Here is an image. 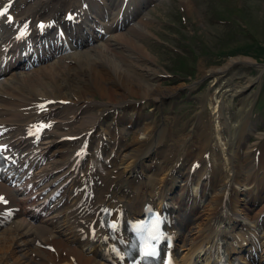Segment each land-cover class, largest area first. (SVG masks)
<instances>
[{"label": "bare ground", "instance_id": "6f19581e", "mask_svg": "<svg viewBox=\"0 0 264 264\" xmlns=\"http://www.w3.org/2000/svg\"><path fill=\"white\" fill-rule=\"evenodd\" d=\"M16 1H18L19 5H15L14 14L20 18H25L29 15L48 17L54 15L58 9L54 5L58 0ZM64 1V8L72 5V0ZM131 1L136 5V0ZM181 1L184 7H188L187 0ZM11 8L12 6H7L3 11ZM147 25L148 23L139 17L135 19L126 31H114V26L112 28L108 27V30L111 31L110 35L102 41L95 42L96 45L83 48L82 50L75 51L72 49L67 54L64 52L56 57H51L50 60L44 61L39 66L25 71L11 72L9 77L0 81V133L5 128L6 132L10 129L9 136L0 135L1 144L8 142L16 144V140L21 139L22 143L28 146L29 141L27 139L36 133L38 136L42 135L44 137L37 145L40 152H44L48 156L51 155L42 164V170L35 173V179L30 184L31 187L37 192L39 187L45 186L47 179L50 182L56 176V170L59 166L63 167L57 170L59 174H64L68 166L71 169L80 167L78 172L81 171V174L79 173L80 175L78 174L75 177H84L88 181L94 182L91 183L94 195L88 204L84 205L82 200L79 203L75 202L80 198L79 184H76L74 194L70 189L67 194L63 195L64 200L61 204L57 203L54 208H50L46 214L39 218L38 223L32 224L26 221L25 215L28 209L24 206L25 196H16L13 192V187L8 185V182L13 177L8 178V176H5V182H0V199H7V205L18 204L20 208L9 225L0 227V264L100 263V250L98 247L102 245L100 242L101 236L92 223L95 217L94 211L100 203L104 201L107 204L122 207L123 210H127L129 215L138 213L139 209L135 204L136 200H146L147 197H151V192L163 198L164 195H167L166 190L169 185L175 182L176 177H179L174 176L173 173H181L178 166L184 161L186 156L194 155L193 157H195L198 152L200 154L203 151L201 147L210 145V133L205 131L203 138L199 139L200 141L197 142L199 144L193 146V149L190 147L185 150L184 143H180L181 149H174L170 156L162 155L161 153L155 154L154 160L157 165L155 169L152 168L151 170L153 174H159L160 177L153 178L146 175L143 179L134 183L131 177L127 175L134 172L135 169H132V167H136V158L145 155L147 150L150 149L149 145L156 140L150 134V130L153 127H150L149 123L138 128L128 142L104 139L103 144L101 143V148L99 147L101 152L108 149L106 154L101 157L103 160L98 154L99 157L85 149V153H76L69 158L67 166H64L63 164L74 149L72 145L67 142L68 147L60 152H54L50 148L62 146L57 140L64 132L75 134L81 131H88L89 127H94L96 116L90 112L89 107L94 91L99 96L105 97L107 102L111 103L109 106H112V104L125 101V97L129 93H135L138 97H153L161 101L164 95L170 94L175 89L174 87L161 88L158 84L149 83L151 81L147 79L153 78L152 68L147 69L145 66V64H150V54L145 51L141 42L142 39H140L141 33L148 31ZM109 37L118 42L117 46L108 47ZM119 43L121 44L119 45ZM122 44L126 45V47L122 48ZM129 49L134 51L132 52ZM66 58L71 59L72 62H67ZM251 62L252 60L248 57L235 56L228 59L224 67L223 65H218L211 69L213 72H222L228 69V73L236 76L242 75L245 81L244 84L236 86L225 84L221 87V85H218L217 94L211 101L213 118L217 119L218 125L223 123L222 121L225 118L239 122L237 120L239 117L237 109L230 111L231 97L237 90L245 91L248 84L253 80V76L245 73L240 74V72H230V70L233 68L232 66ZM139 63L144 64L141 65L144 71H136L138 67L136 65H139ZM80 70L83 71V75H80ZM45 97L68 98L71 101H80V105L83 104L85 107L79 110V107H73V105H65L66 107H64V105L52 104L51 108H49L37 102ZM42 112H47L53 118L59 119L61 117L66 119V121L57 120L53 123L51 118ZM44 120L54 124L51 131L42 132L40 130L33 133L32 127ZM28 125H30V134L22 137V126ZM63 126H66V128L71 127L73 130L63 131ZM227 129L224 131L225 135H221V141H219L220 145L224 147V160L219 164L215 154L212 157L215 165L211 174L212 191L207 202L206 200V203L204 202L205 206L203 208L205 212L201 213L198 220L196 217L195 222L188 224L185 229L183 228L182 243L177 247L179 252L175 251L177 254V258L175 256L176 264H188L189 262L192 264L194 260L199 258L203 261L202 264H210L207 260L211 256L204 255L203 244L208 243L207 246L210 251H214V249L217 251L219 244L223 245L226 242V237L232 236L229 238L231 242L235 241L237 243L238 236L234 235L225 224L233 225L234 221L240 224L243 219H250L249 214H252L245 195L240 198L233 196L236 189L239 192L241 191L240 184L242 179L239 177L242 176L239 173V166L234 164L232 158H228V155L232 153L236 158L237 153L235 151L239 152L241 144L238 140L233 141L235 137L233 124L228 126ZM16 133L20 137L14 138ZM220 133L222 134V130ZM155 136H158V134ZM148 143L150 144L147 145ZM95 144L97 145L96 142ZM145 145L148 147L145 148ZM212 145H215V143ZM212 150L214 153L216 152L214 149ZM156 152L159 151L157 150ZM19 156L17 155V157ZM178 159L179 163L175 164ZM19 167L20 163L13 165V171L16 172ZM114 172L116 174L111 176L110 174ZM245 174L247 175L246 172ZM75 177L73 179H76ZM98 180L100 183L97 184ZM193 180L192 176H188L185 184L188 185ZM76 182L79 183L77 179ZM198 183V179H195V184L197 185ZM129 185L133 189L127 188ZM198 187L194 188L195 195L200 190V186ZM255 189V186H253L251 192H254ZM201 190L206 193L204 188L201 187ZM198 193L196 197H202L203 193L200 191ZM2 209L3 207L0 206V210ZM48 213H51V215H47ZM224 222L226 223L223 224ZM255 226H257L256 223ZM249 227V224L245 223V229ZM78 229L84 233L83 237H81ZM242 230L243 226L239 230L240 234ZM251 238L253 239V237ZM248 242L252 244L250 239ZM224 250L228 254L227 248ZM255 261L257 262L256 264H264V257L257 256L254 259L253 255H250L246 260V264H254Z\"/></svg>", "mask_w": 264, "mask_h": 264}, {"label": "rangeland", "instance_id": "374dc122", "mask_svg": "<svg viewBox=\"0 0 264 264\" xmlns=\"http://www.w3.org/2000/svg\"><path fill=\"white\" fill-rule=\"evenodd\" d=\"M234 1L240 11L234 26L219 23L216 19L213 21V15L222 13V2L216 0H188L184 20L179 18L178 6H183L181 0H160L144 9L145 15L148 16V31L142 32L140 39L150 53V64L145 66L147 69L152 68L153 75V78L147 79L153 85L158 84L161 88L174 87L176 90L173 89L170 94L164 95L161 101L153 97H138L135 93L126 95L129 102H124L123 109L118 112L122 122L117 125V128H121L117 135L120 134L121 142H128L138 127L149 123L150 127H153L150 134H161L163 152L170 155L168 150L181 149L180 143H184V148L193 149V146L199 144V139L203 138L204 132L208 131L210 145L201 149L211 151L214 146L219 154L223 149L219 142L220 137L225 135L222 129L231 123V119H226L218 125L217 119L213 118L211 101L217 94L215 91L218 85L222 87L232 83L236 86L244 84L245 81L243 76L228 73V69L222 72H213L211 69L218 65L224 67L227 60L235 56L248 57L252 60L251 63L232 66L230 70L253 76L245 92L237 90L231 97L230 111L237 109V112L241 113L240 122L234 123L236 130L233 140L239 141V151L244 153L241 158L238 155L235 158V155L230 153L228 158H232L233 163L240 168L242 187L249 185L248 182L258 173L259 167L255 159L258 150V157L264 162V109L256 110L257 101L264 99V92L261 90V85L264 84V66L254 63H264V0ZM174 57L182 60L186 69L173 70L171 64L178 61ZM141 65L144 64L136 65V71H144ZM104 68L107 69L106 66ZM165 68L175 73L169 76ZM80 75H83L82 70ZM135 99L139 102L136 103ZM247 100L248 102H245ZM103 101H106L105 97L97 96L92 112L97 113L103 108ZM131 105L134 109H141L139 117H135ZM115 115L114 113L113 117ZM111 123L110 117L104 121V125ZM214 143L215 145H212ZM201 155L198 152L196 156ZM193 156L187 158L184 166H187L188 161H193ZM198 168L200 169V166ZM249 197L252 195H247V198ZM258 206L256 204V207ZM204 212L202 208L200 213Z\"/></svg>", "mask_w": 264, "mask_h": 264}, {"label": "snow or ice", "instance_id": "6c2138e0", "mask_svg": "<svg viewBox=\"0 0 264 264\" xmlns=\"http://www.w3.org/2000/svg\"><path fill=\"white\" fill-rule=\"evenodd\" d=\"M0 14H2V13H0Z\"/></svg>", "mask_w": 264, "mask_h": 264}]
</instances>
